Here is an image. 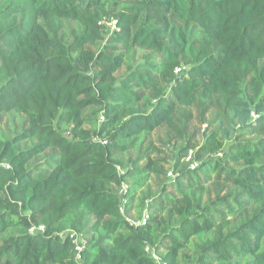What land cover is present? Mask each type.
I'll return each instance as SVG.
<instances>
[{
	"label": "trees",
	"instance_id": "obj_1",
	"mask_svg": "<svg viewBox=\"0 0 264 264\" xmlns=\"http://www.w3.org/2000/svg\"><path fill=\"white\" fill-rule=\"evenodd\" d=\"M8 113L0 264H264V0H0Z\"/></svg>",
	"mask_w": 264,
	"mask_h": 264
},
{
	"label": "rangeland",
	"instance_id": "obj_2",
	"mask_svg": "<svg viewBox=\"0 0 264 264\" xmlns=\"http://www.w3.org/2000/svg\"><path fill=\"white\" fill-rule=\"evenodd\" d=\"M70 25H75V23H69ZM69 24L67 26H69ZM146 54H151L149 51L146 50H141V49H136L134 55L132 56V59L135 60H141V57H143ZM153 57L157 58L156 55L153 54ZM126 66V65H125ZM125 71V67L121 69L119 74ZM193 113H195L194 110H192ZM213 117L212 113H208L206 115V119L210 120ZM25 122V117L22 116L21 114H16V113H8L5 114L1 124H0V136L2 138H7L11 136L13 133L19 131V129L24 125ZM203 128V126H202ZM168 135V129L165 126H162L155 130L152 135L150 136L151 140L156 144V145H161L164 144L165 139L167 138ZM29 142H27L28 144ZM166 151V155L169 156L170 154V147H166L164 149ZM127 156L134 157V152L130 151L128 155L123 156V158H127ZM170 165H168V168ZM170 170V168L168 169ZM161 178L153 176L149 183L144 187L142 190H140L136 194V198L134 201L130 203V216L132 218H137L140 214V210L142 208V200L144 204V200H148L147 198L153 194H155L159 190V185H160ZM149 194V196H148ZM133 212V214H132Z\"/></svg>",
	"mask_w": 264,
	"mask_h": 264
},
{
	"label": "built area",
	"instance_id": "obj_3",
	"mask_svg": "<svg viewBox=\"0 0 264 264\" xmlns=\"http://www.w3.org/2000/svg\"><path fill=\"white\" fill-rule=\"evenodd\" d=\"M114 21H113V26H114ZM176 71H180V68H177ZM102 119V117H101ZM0 165H3L4 167H8V164L6 163H0ZM126 190V185L123 184L122 185V190L121 191H125ZM149 219V213L148 211L145 209L141 216L139 218H137L136 220H131V219H128L129 222L134 225V226H138V225H144L146 224L147 220ZM39 230L42 229V227H39L38 228ZM34 229H31L30 231H33ZM70 238L72 240V242L74 243V252H75V260L77 262L80 261V258H81V252L82 250L85 248L86 246V239L85 237L83 236L82 233H77V232H71L70 233ZM145 250L148 251L151 255V257L158 263V264H167L165 261H162L160 256L155 253L152 249H150L148 246L145 247Z\"/></svg>",
	"mask_w": 264,
	"mask_h": 264
}]
</instances>
